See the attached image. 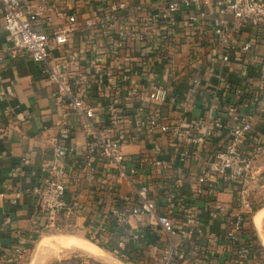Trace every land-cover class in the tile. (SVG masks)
<instances>
[{
	"label": "built area",
	"instance_id": "1",
	"mask_svg": "<svg viewBox=\"0 0 264 264\" xmlns=\"http://www.w3.org/2000/svg\"><path fill=\"white\" fill-rule=\"evenodd\" d=\"M1 1L11 44L6 51L0 50V97L12 94L11 87L3 84V61L29 56L42 64V73L55 85L58 100L80 118L79 123L65 121L59 126L54 158L42 165L41 179L31 189L43 218L33 233L76 229L79 216L86 212L92 215L86 228L91 240L112 244L115 254L142 264L144 232L134 230L130 221L149 218L167 236L162 264H212L211 254L198 243L196 254H189L190 245L200 238L214 246L224 241L230 251L226 264H264V255L246 232L254 207L252 183L261 181L255 161L264 155V135L254 136V114L241 111L252 101L242 99L243 93L256 80L259 88L264 87V47L259 48L264 45V0H112L104 17L83 19L76 10L67 12L54 0ZM69 1L62 3L68 8ZM124 10L129 14L123 15ZM55 14L65 15L66 21L55 24ZM38 24L49 30H37ZM163 25L180 30L181 38L190 42L192 64L200 63L209 52L211 60L219 57L223 64L238 62L254 68L243 85L233 88L227 84L239 97L226 106V116L196 120L192 130L184 131L164 112L163 107L178 103V97L150 69L154 58H161L166 61L168 77L177 70V42L167 39L171 30ZM93 28L106 34L108 48L94 46L82 53L65 49L78 31ZM129 44L143 46L136 51ZM81 54L88 71L77 69ZM138 73L147 84L132 82V75ZM199 81L193 78L195 84ZM93 98L100 105L90 104ZM258 99L256 93L254 101ZM257 109L264 113V107ZM80 129L86 136L83 149L73 141ZM225 130L228 138L213 152V160L192 172L197 184L192 194L194 198L214 194L218 190L213 183L219 182L234 193L237 205L230 209L214 199L201 213L196 201L181 192V180L168 182L170 169L173 159L189 158L192 146L209 145ZM136 143L146 145L139 154L124 152L125 146ZM170 150L173 155L168 156ZM20 171L17 168L15 175ZM165 181L170 200L161 209L154 188L164 189ZM85 184L96 188L92 203L81 198ZM20 195L17 191L14 202ZM216 222L224 224L222 230H208V224ZM131 245L139 247L137 252L129 253ZM31 248L32 243L20 236L16 253L21 262L27 260Z\"/></svg>",
	"mask_w": 264,
	"mask_h": 264
},
{
	"label": "crops",
	"instance_id": "2",
	"mask_svg": "<svg viewBox=\"0 0 264 264\" xmlns=\"http://www.w3.org/2000/svg\"><path fill=\"white\" fill-rule=\"evenodd\" d=\"M60 4L62 9L67 12L76 10L79 14V19L84 17L99 15L104 17L110 10L109 6L112 0H71L68 2L69 7L62 3V0H54ZM5 9L4 4L0 0V50H5L10 46L7 39V31L5 28ZM123 15H128L129 12L124 10ZM185 11L182 18L186 17ZM55 24H61L66 21L65 15L55 14ZM119 23L117 24V26ZM166 30L171 28L163 25ZM36 29L39 31L49 30L43 24H38ZM247 34H244L245 37ZM181 38V31H169L167 39L176 43V55L174 61L177 70L170 77L167 76V66L165 59L154 58L150 69L154 70L162 82L169 86L172 93L178 97V103L167 104L163 107L173 123L179 125L182 130H192L193 123L199 119H207L209 116H226V106L235 102L239 96L233 93V88L243 85L253 72L254 68L244 66L241 63L233 62L231 65L223 64L220 59L211 60L209 52H205L200 63L192 64L190 56L193 54L189 41H184ZM207 38V35H206ZM210 41L207 38V42ZM106 34L97 28L92 30L78 31L73 40L65 46L66 50H74L82 53L87 48L97 46L101 49L108 48ZM210 44V42H208ZM138 46H129L136 48V51L141 49L143 44ZM151 45L146 44V48ZM264 45L260 44L262 49ZM59 50L54 49V53L58 54ZM258 53V51H256ZM140 53V52H136ZM78 61L80 64L77 69L80 71H88L87 63L83 54ZM42 64L34 61L29 56H20L16 59L8 58L3 61L1 74L3 77L4 86H10L12 94L5 93L0 97V264H28L27 260L21 262L16 253L19 237L24 235L28 241L32 243V248L29 254H33L41 235L37 236L33 231L40 227L43 218L39 214L36 199L31 193V189L39 182L42 175V165L54 158V147L59 136V126L65 121L79 123L80 118L73 112L68 110L62 104L56 95V87L42 73ZM254 74V73H253ZM252 74V75H253ZM194 77H199L200 81L195 84ZM253 77H250L252 79ZM132 82L139 84H147L146 78L141 74H134L131 77ZM169 79V80H167ZM227 84H232L233 88L226 87ZM259 80L255 81V86L248 88V91L243 93L242 99L252 100L248 105L242 107L241 111L248 114H254V136L259 137L264 135V113H261L257 108L264 107V87L259 88ZM259 95V99L254 101L255 94ZM89 103L98 106L100 102L96 99H90ZM227 130L222 136L216 137L209 145H194L191 149L189 158L173 159V167L170 169V181L181 180L183 187L181 192L189 197V201H196L198 211L204 213L206 206L214 199L221 200L226 203L228 208L234 209L237 205L235 202L234 193L227 189H223L221 183L214 182L213 185L218 191L214 194L194 198L192 189L196 184L191 178L192 172H196L203 162L213 160V152L227 140ZM73 141L83 149L86 143V136L80 129L73 135ZM166 142V140H165ZM146 146V145H145ZM142 144H130L124 147V152L127 154H139L145 147ZM174 150V149H173ZM173 155L169 152L168 156ZM23 157H27V161H22ZM255 167L259 172L261 181L252 183L254 197L264 196V155H261L255 161ZM21 171L15 175L16 169ZM142 177V176H140ZM156 182L160 181L158 178ZM154 180V181H155ZM164 189L161 187L154 188V195H157V202L161 209L168 203L169 187L165 181ZM174 183V182H173ZM74 187L69 188V194L73 192ZM21 191L16 202V192ZM96 188L94 185L85 184L81 189V198L85 202L92 203L96 199ZM92 215L83 212L78 218V227L76 230L87 233V226L92 221ZM251 220L246 224V232L250 238L256 235L250 232ZM130 226L134 230L144 232L145 239L141 250L144 254V263L142 264H162V255L167 246V236L161 230L160 226L152 224L149 218H132ZM224 227V224L209 223L207 228L210 231L219 232ZM254 235V236H253ZM34 236V238H33ZM36 236V237H35ZM64 236V235H59ZM46 238L42 244H52L59 249L48 254H75L71 258L65 260L57 258L56 260H45L44 264H77L83 261V264H110L106 260L99 258L98 254H104V257H109L110 254H115L113 251L104 247L98 246L100 252H93L82 247L79 250L71 249L73 247L66 246L56 239ZM66 237V236H64ZM263 241V239H262ZM197 243L200 248L208 250L211 254L212 264H226L229 249L222 241L218 245H209L205 238H200L198 242L190 245L189 254L193 257L196 254ZM34 246V247H33ZM67 247L62 249V247ZM61 247V249H60ZM61 251V252H60ZM102 252V253H101ZM108 253V254H107ZM28 254V256H29ZM83 254H87L84 255ZM103 257V255H99ZM69 257V256H68ZM81 257V258H79ZM28 258V257H27ZM59 259V260H58ZM190 259V257H189ZM113 263L118 262L111 260ZM125 264H136L126 262Z\"/></svg>",
	"mask_w": 264,
	"mask_h": 264
},
{
	"label": "rangeland",
	"instance_id": "3",
	"mask_svg": "<svg viewBox=\"0 0 264 264\" xmlns=\"http://www.w3.org/2000/svg\"><path fill=\"white\" fill-rule=\"evenodd\" d=\"M253 205H254V207H253L252 216L250 218V220H251L250 226H251V228H254L255 231H253L252 234H255V235H256V228H257L255 222L261 227V229L257 228V230H258L257 232H259V233H257L258 234L257 235L258 239L256 240L255 239L256 237H254V241H255V245L257 246V248L259 250H261L260 253L264 255V246H263L264 243H262V236H264V213L260 214V216L257 217V218L255 217L256 210L258 212L260 210H263V208H264V196L261 195V196L256 197V198L254 197ZM258 215H259V212H258ZM44 235H46V236H55V235H57V236H59V235L66 236L65 238H61V237H64V236H59L58 238H56L58 240L61 238L59 240L60 243H62L64 240H67L69 238H75L79 242V244L75 245V246L82 247V248H85L87 250L89 248V250H92V251L97 250V247L92 245L91 242H94V243L100 245V242H95L94 240H91V238L87 235V233L80 232V231H78L76 229H68V230H62V231H51V232L44 233ZM41 238H42V236L39 239H41ZM84 239H88L91 242L88 241V240H84ZM53 247H54V245H53ZM61 247H62V249L67 248V247H63V246H61ZM61 247H60V249H61ZM52 249L53 250L50 251V253L57 251L59 248L56 247V249L55 248H52ZM71 249L79 250V248H77V247H73ZM32 255L33 254H29V256L27 258V263L28 264L30 263ZM74 255L75 254H42L39 264H44L45 260H47V259L48 260H56L57 258H61V259L65 260L66 258H68V260H69L71 258L70 256H73L76 259V257ZM84 255H87V254H83V256ZM113 256L116 257L117 259L125 262V263L128 262L126 259H123L120 255L113 254ZM79 258H81V257H79Z\"/></svg>",
	"mask_w": 264,
	"mask_h": 264
},
{
	"label": "water",
	"instance_id": "4",
	"mask_svg": "<svg viewBox=\"0 0 264 264\" xmlns=\"http://www.w3.org/2000/svg\"><path fill=\"white\" fill-rule=\"evenodd\" d=\"M67 198L70 199V194L67 195ZM53 237H55V236H46L44 234L42 235L41 240H39V242L37 243V245L35 247L34 253L32 255V258H31L29 264H39L42 254H48V253H50V251L53 250L52 248H55L56 249V247L55 246L53 247L52 244H49V243H46L44 245L42 244V242L44 241V239H46V238L47 239L48 238H53ZM262 243H263V241H262ZM98 246H100V245H98ZM263 246H264V244H263ZM96 256H98L99 258H102V259L106 260L110 264H115L111 260H114V261L118 262V264H125V262L117 259L116 257L112 256L111 254H110L109 257H106V258L105 257H101L99 255H96Z\"/></svg>",
	"mask_w": 264,
	"mask_h": 264
},
{
	"label": "bare ground",
	"instance_id": "5",
	"mask_svg": "<svg viewBox=\"0 0 264 264\" xmlns=\"http://www.w3.org/2000/svg\"><path fill=\"white\" fill-rule=\"evenodd\" d=\"M258 212H259V215H258ZM258 212H256V215H255L256 218L259 217L260 214H263V213H264V208H263V210H260V211H258ZM255 224H256V226H257L259 229H261V227H260L256 222H255ZM69 237H70V236H69ZM63 238H65V237H63ZM262 239H263V243H264V236H262ZM62 244L66 245V246H69V247H73V246H75V245H78L79 242H78V240L75 239V238H69V239H67V240H64V241L62 242ZM91 244L97 247V250H94L93 252H96V253H97V252H100V249H99V247H98L97 245H95V244H93V243H91ZM88 250H89V248H88ZM90 251H92V250H90ZM101 253H102V252H101ZM98 255H103V257H104V254H98Z\"/></svg>",
	"mask_w": 264,
	"mask_h": 264
},
{
	"label": "trees",
	"instance_id": "6",
	"mask_svg": "<svg viewBox=\"0 0 264 264\" xmlns=\"http://www.w3.org/2000/svg\"><path fill=\"white\" fill-rule=\"evenodd\" d=\"M256 212H257V210H256ZM253 231H255L254 228L250 229V232H251V233H253ZM255 237H256L255 239L257 240V239H258L257 235H256ZM144 239H145V234H144ZM142 243H143V244L145 243L144 240H143ZM100 246H102V247H104V248H106V249H109V250H112V249H113L112 244H109L108 246H106V245L100 243ZM129 249H130V252H129V253L132 254V253L137 252V250L139 249V247H137V246L135 247L134 245H131ZM260 251H261V250H260Z\"/></svg>",
	"mask_w": 264,
	"mask_h": 264
}]
</instances>
